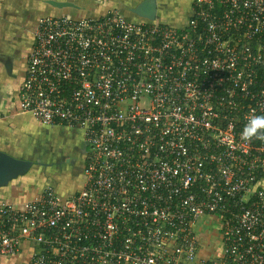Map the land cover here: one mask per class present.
<instances>
[{"label":"built area","instance_id":"2783aa9c","mask_svg":"<svg viewBox=\"0 0 264 264\" xmlns=\"http://www.w3.org/2000/svg\"><path fill=\"white\" fill-rule=\"evenodd\" d=\"M16 108L77 130L86 161L69 197L0 201V256L264 264V141L241 139L264 114V0H192L181 26L42 16Z\"/></svg>","mask_w":264,"mask_h":264},{"label":"crops","instance_id":"0c3cea01","mask_svg":"<svg viewBox=\"0 0 264 264\" xmlns=\"http://www.w3.org/2000/svg\"><path fill=\"white\" fill-rule=\"evenodd\" d=\"M54 1L70 2L76 8H54L47 4V0H0V151L14 158L32 162L25 174L12 179L6 186L0 188V201H7L11 204L33 199L41 192L43 186L52 187L47 173L48 170L49 173H53L54 168L45 164L46 162L42 163L44 153L37 145L40 129L49 126L41 127L30 116L22 114L16 108L18 87L25 76L27 58L33 47L38 18L61 15L89 18L104 15L108 11H117L128 21L141 24L148 22L132 12L144 0ZM184 20L186 19H179L177 24H173L181 26L185 23ZM160 22L163 21L160 20ZM81 168L82 165L77 168V163H74L70 170L67 168L80 175L77 177L79 185L72 190L70 185H66L64 189L67 194H64L63 198L75 194L81 188L83 183ZM54 191L60 196L56 189ZM33 248L30 242H24L14 256H0V264H26Z\"/></svg>","mask_w":264,"mask_h":264},{"label":"rangeland","instance_id":"374dc122","mask_svg":"<svg viewBox=\"0 0 264 264\" xmlns=\"http://www.w3.org/2000/svg\"><path fill=\"white\" fill-rule=\"evenodd\" d=\"M153 1L155 2L156 6V21L161 20L167 24H177V22H179L177 20H187L190 15V0ZM42 126L43 125H41V127ZM41 129L39 131L37 145L39 146L41 152L43 151V156L45 157L46 155L45 158L42 157V159H44L42 163L46 162L45 164H49L51 168H54L53 173H49L48 170L47 174L50 177V183H52V187L56 189L60 197L63 198L64 194H67V191H65L66 189H64L66 188V185H70L71 190L76 187V185H79V178L77 177L80 175L69 170L73 166L76 158V155L74 153V147H80L79 145L80 143L82 144V139L80 134L76 130H70L63 127L55 128L50 126L42 127ZM35 158L37 159V157ZM80 166L81 163L79 159V161L77 162V168H80ZM64 171H66L65 174ZM44 187L45 186H43V188ZM215 228L218 229V225L214 222L211 225L203 226L202 232H215ZM209 238L211 242H215L216 240L214 237L211 236Z\"/></svg>","mask_w":264,"mask_h":264},{"label":"water","instance_id":"95a60500","mask_svg":"<svg viewBox=\"0 0 264 264\" xmlns=\"http://www.w3.org/2000/svg\"><path fill=\"white\" fill-rule=\"evenodd\" d=\"M47 4L58 9L76 8L70 2H58L47 0ZM155 2L153 0H144L132 12L148 22L156 21L155 18ZM30 160L17 159L0 151V188L8 184L12 179L25 174L31 167Z\"/></svg>","mask_w":264,"mask_h":264},{"label":"clouds","instance_id":"9594fccd","mask_svg":"<svg viewBox=\"0 0 264 264\" xmlns=\"http://www.w3.org/2000/svg\"><path fill=\"white\" fill-rule=\"evenodd\" d=\"M243 141L258 139L264 141V114L251 113L241 131Z\"/></svg>","mask_w":264,"mask_h":264},{"label":"flooded vegetation","instance_id":"af4514ba","mask_svg":"<svg viewBox=\"0 0 264 264\" xmlns=\"http://www.w3.org/2000/svg\"><path fill=\"white\" fill-rule=\"evenodd\" d=\"M80 147H75V149H74V153H75V155H76V158H75V161H74V163H77L78 161H79V159H80V163H81V165H82V170H83V167H84V165H85V161H86V151H87V149H86V146L83 144V142H82V144L80 143V145H79Z\"/></svg>","mask_w":264,"mask_h":264}]
</instances>
